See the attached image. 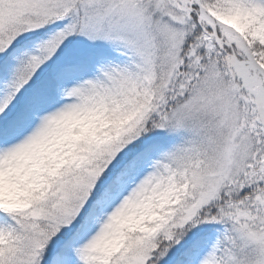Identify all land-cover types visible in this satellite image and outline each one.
I'll use <instances>...</instances> for the list:
<instances>
[{
    "label": "snow or ice",
    "instance_id": "1",
    "mask_svg": "<svg viewBox=\"0 0 264 264\" xmlns=\"http://www.w3.org/2000/svg\"><path fill=\"white\" fill-rule=\"evenodd\" d=\"M0 264H264V0H0Z\"/></svg>",
    "mask_w": 264,
    "mask_h": 264
}]
</instances>
